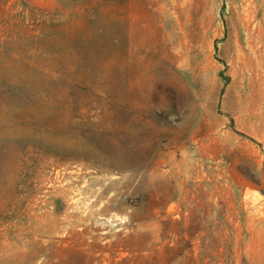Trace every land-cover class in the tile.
I'll return each instance as SVG.
<instances>
[{"label": "rangeland", "instance_id": "374dc122", "mask_svg": "<svg viewBox=\"0 0 264 264\" xmlns=\"http://www.w3.org/2000/svg\"><path fill=\"white\" fill-rule=\"evenodd\" d=\"M0 264H264V0H0Z\"/></svg>", "mask_w": 264, "mask_h": 264}]
</instances>
